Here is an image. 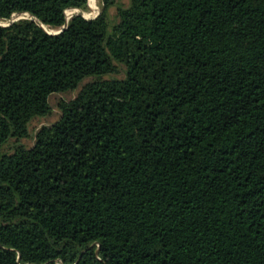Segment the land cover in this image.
<instances>
[{
  "label": "trees",
  "instance_id": "1",
  "mask_svg": "<svg viewBox=\"0 0 264 264\" xmlns=\"http://www.w3.org/2000/svg\"><path fill=\"white\" fill-rule=\"evenodd\" d=\"M73 9L0 0V264H264V0Z\"/></svg>",
  "mask_w": 264,
  "mask_h": 264
},
{
  "label": "rangeland",
  "instance_id": "2",
  "mask_svg": "<svg viewBox=\"0 0 264 264\" xmlns=\"http://www.w3.org/2000/svg\"><path fill=\"white\" fill-rule=\"evenodd\" d=\"M102 1L103 0H95V9H89V10H85L84 12L86 13L84 16H86L85 18L91 19V18H95L96 16H98L101 12L102 9ZM124 3H128V0H122ZM70 14L68 16V18L70 19L72 16L77 15V14H81L83 15V12L78 11V10H70ZM112 13L115 12V8H113L111 10ZM88 14V15H87ZM30 16H25V15H18L15 14L13 16V19H20V18H27ZM8 20H0V24H8ZM50 29V28H49ZM53 30L54 32L58 31V30H54V29H50ZM122 76V74L120 75ZM79 89L76 91H72V92H68V93H54L50 96V104L52 107V113L48 116L42 117H35L29 124V130H30V136L27 138H23L21 140V143H23L24 145H26L27 147H31L33 146L34 142H35V136L37 131L44 125H51L54 122H56L60 116H61V109L59 107V103L61 100H70L72 98H74L77 93H78ZM15 143V139H12L9 141V143L6 145L5 150H10V147L12 145H14Z\"/></svg>",
  "mask_w": 264,
  "mask_h": 264
},
{
  "label": "water",
  "instance_id": "3",
  "mask_svg": "<svg viewBox=\"0 0 264 264\" xmlns=\"http://www.w3.org/2000/svg\"><path fill=\"white\" fill-rule=\"evenodd\" d=\"M25 13H27V12H25ZM15 14H18V13H15ZM15 14H13L12 17H11L10 19H8V21H9L8 24H3V26H10L13 22L19 20V19H13V16H14ZM29 14H30V13H29ZM96 17H97V16H96ZM27 18L34 19L39 25H41V21H39L37 18L32 17V16H31V17H27ZM20 19H23V18H20ZM68 21H69V19H67L66 24H65L60 30H58V31H56V32H48V31H46L45 29H44V30H45L46 32H48L49 34H59V33L63 32V31L67 28Z\"/></svg>",
  "mask_w": 264,
  "mask_h": 264
},
{
  "label": "bare ground",
  "instance_id": "4",
  "mask_svg": "<svg viewBox=\"0 0 264 264\" xmlns=\"http://www.w3.org/2000/svg\"><path fill=\"white\" fill-rule=\"evenodd\" d=\"M95 1V0H94ZM73 10H78V9H73ZM78 11H81V12H83V16L86 14L84 11H82V10H78ZM77 15H82V13L81 14H77ZM88 15V14H87ZM23 16V15H22ZM25 16H30V15H25ZM68 16V15H67ZM31 17V16H30ZM84 17H86V16H84ZM69 19V18H68ZM3 25V24H2ZM42 27L46 30V31H48V32H54V31H50L47 27H45L44 25H42Z\"/></svg>",
  "mask_w": 264,
  "mask_h": 264
}]
</instances>
